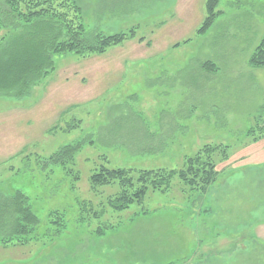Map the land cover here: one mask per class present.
I'll return each instance as SVG.
<instances>
[{"label":"rangeland","instance_id":"rangeland-1","mask_svg":"<svg viewBox=\"0 0 264 264\" xmlns=\"http://www.w3.org/2000/svg\"><path fill=\"white\" fill-rule=\"evenodd\" d=\"M75 1L90 37L134 35L100 54H54L26 95L0 93V206L21 192L38 217L16 234L4 214L0 264H264V165L245 188L230 184L232 169L264 164V138L246 134L264 102V67L249 64L264 0H219L201 35L206 0L103 15L97 0ZM19 31L0 26V49ZM206 145L223 150L210 152L218 173L203 195L175 176L113 212L117 185L90 182L101 165L178 170Z\"/></svg>","mask_w":264,"mask_h":264},{"label":"trees","instance_id":"trees-1","mask_svg":"<svg viewBox=\"0 0 264 264\" xmlns=\"http://www.w3.org/2000/svg\"><path fill=\"white\" fill-rule=\"evenodd\" d=\"M131 1L133 0H100L97 9H100L99 15L119 14L117 11L124 10ZM218 2L219 0H206L205 18L196 30L197 34H204L211 26L219 13L215 12ZM80 10L75 0H0V26L20 30L0 49L1 94L17 97L26 95L29 87L52 68L54 54H100L107 47L120 44L134 35L132 29L126 33L111 35L96 32L95 38L90 37L82 23ZM249 64L257 68L264 67V34L253 49ZM246 134L254 140L264 138V102L255 115L254 125ZM78 146H65L56 157L67 156ZM217 148L223 150L219 145L204 146L195 158L188 159L186 166L178 170L107 168L101 165L90 176V182L93 186L117 185L116 192L107 198L108 208L113 212L127 210L133 203H142L148 189H160L162 192L169 190L175 176L182 184V191L187 187L203 195L218 173L209 159L210 152ZM5 213L13 217L11 229L16 234L25 233L28 227L29 230L33 229L38 222V217L28 206V198L21 192L16 193L10 206H0V219L4 218ZM102 233L101 228L99 234ZM51 236L53 238L54 234Z\"/></svg>","mask_w":264,"mask_h":264},{"label":"crops","instance_id":"crops-1","mask_svg":"<svg viewBox=\"0 0 264 264\" xmlns=\"http://www.w3.org/2000/svg\"><path fill=\"white\" fill-rule=\"evenodd\" d=\"M98 1H100V0H97V3H98ZM136 1H138V0H133V1H131L130 2V5L132 4V3H134V2H136ZM110 2V1H109ZM260 165H264V164H261V163H259V162H256V163H254V164H246V165H242L241 167H238V168H234V169H232L231 170V172H233L234 171V173L236 172V173H238L239 172V174H237L234 178H232V181L230 182V184H232V182L233 181H236V182H238L237 183V185H244V188L246 187V186H248L247 184H249V177H250V173H251V170H254V168H256V167H259ZM230 172V173H231ZM230 184H224V186L225 185H230ZM249 190V187H247V191ZM260 209V210H259ZM257 211V213H259V211H262V209L261 208H259ZM242 210V209H241ZM262 218V217H261ZM263 219V218H262ZM243 221L242 222H240L241 223V226L242 227H245V226H247L248 225V222L246 221V220H249V217L247 216L246 218H244V219H242ZM245 220V221H244ZM264 220V219H263ZM258 221H262V220H260V219H258ZM250 240H246V242H249ZM262 242V241H261Z\"/></svg>","mask_w":264,"mask_h":264}]
</instances>
